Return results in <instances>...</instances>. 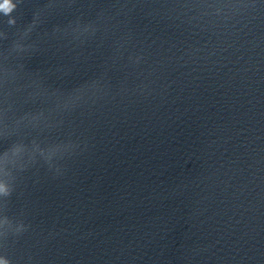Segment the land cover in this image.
I'll list each match as a JSON object with an SVG mask.
<instances>
[{
	"label": "water",
	"instance_id": "obj_1",
	"mask_svg": "<svg viewBox=\"0 0 264 264\" xmlns=\"http://www.w3.org/2000/svg\"><path fill=\"white\" fill-rule=\"evenodd\" d=\"M0 264H264V0H0Z\"/></svg>",
	"mask_w": 264,
	"mask_h": 264
}]
</instances>
